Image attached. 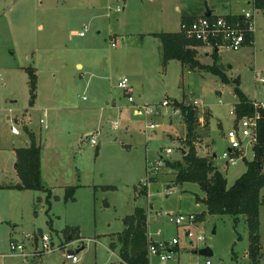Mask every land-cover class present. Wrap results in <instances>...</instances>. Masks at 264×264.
Wrapping results in <instances>:
<instances>
[{
	"label": "rangeland",
	"instance_id": "1",
	"mask_svg": "<svg viewBox=\"0 0 264 264\" xmlns=\"http://www.w3.org/2000/svg\"><path fill=\"white\" fill-rule=\"evenodd\" d=\"M245 2L124 0L125 9L117 12L115 0H0V264H74L66 259L69 251L77 254V264H119L120 248L111 249L110 244L117 243L125 218L134 215L136 207H143L147 214L148 232L155 233L159 227L167 238H180L178 258L165 264H264V189L263 250L258 262L249 257V231L243 218L235 225L230 214L206 215L193 229L205 242L193 246L185 240L184 230L169 225L168 213L198 216L205 212L195 198L205 196L200 188L192 183L176 185L166 164L153 177L156 181L150 178L151 165L161 158L181 160L182 150H188L186 125L181 112L172 107L173 100L203 103L196 130L197 154L212 157L229 186L243 176L246 161H253V148L245 150L247 160L236 166L223 161L228 148L225 134L236 123L234 86L178 61L164 65L159 39L135 38L179 32L181 19L196 21L207 6L217 15L253 10ZM261 4L253 11L252 46L239 52H219L207 45L196 50L202 65L217 63L231 81H240L243 92L256 103L264 102V83L259 81L264 80ZM86 27L85 36L80 37L78 33ZM28 68L38 76L33 105ZM120 77L129 80L133 104L130 95L116 86ZM164 101L169 107L161 106ZM136 107L140 115L134 114ZM144 107L157 114L148 116ZM15 120L20 136L11 133ZM111 122L119 125L117 130ZM25 126L35 133L37 142L47 145L44 159L57 161L63 171L52 176L49 193L7 188L15 180L11 172L16 158L11 150L29 143ZM88 136L95 137L98 145L87 142ZM168 149L173 150L171 155L166 154ZM82 184L87 187L79 188L74 200L65 198V187ZM168 191L172 196L166 195ZM42 235H49L54 246L36 257ZM13 241L24 246L23 251H11ZM204 248H211L213 255L205 258L193 253Z\"/></svg>",
	"mask_w": 264,
	"mask_h": 264
},
{
	"label": "trees",
	"instance_id": "2",
	"mask_svg": "<svg viewBox=\"0 0 264 264\" xmlns=\"http://www.w3.org/2000/svg\"><path fill=\"white\" fill-rule=\"evenodd\" d=\"M261 3L263 2H258V8H262ZM192 22L190 18L185 17L182 19L183 27L180 32L152 34L161 41L163 63L167 65L169 61L174 60L192 71L206 70L218 76L224 84L234 86V96L237 98L235 121L243 117H253L257 121L258 141L254 147L255 158L253 161L244 160L247 167L245 173L233 186H229L226 176L215 167L213 158H203L197 154L195 139L197 125H199V109L191 103L185 104L173 100L172 107L176 111L180 110L186 125L185 141L188 150H183L185 154H182L181 160L163 158L162 160L166 167L174 173L176 185L196 184L205 195L195 197L198 204L205 206L204 214L198 215L200 222L204 221L206 215L225 216L226 214L234 217L235 225L240 218L246 221L250 246L248 254L255 263L259 261L263 250L260 238V207L262 204L261 190L264 189V108H255L241 89L240 81H231L217 63L205 66L199 62L196 49L203 45L189 38L184 30V26ZM253 42L254 37L248 38L245 46H252ZM214 55L215 62H217L218 55L217 53ZM26 72L29 75L31 105H33L38 97V76L32 68H28ZM28 136L30 146L16 150L15 170L21 184L8 187V189L49 193L50 189L45 188L41 176L42 146L37 144L35 134L30 130H28ZM153 177L150 176L151 180L156 181ZM76 190L77 187L67 188L65 198L74 200ZM133 214L125 218V229L117 235V243L110 244V248L115 249L119 246V264H150L147 214L143 207H136ZM173 251L178 253V246L173 247Z\"/></svg>",
	"mask_w": 264,
	"mask_h": 264
},
{
	"label": "built area",
	"instance_id": "3",
	"mask_svg": "<svg viewBox=\"0 0 264 264\" xmlns=\"http://www.w3.org/2000/svg\"><path fill=\"white\" fill-rule=\"evenodd\" d=\"M117 5L115 10L121 12L124 10L123 2L124 0H115ZM262 0H250V5L253 10H242L236 15H203L200 19L193 21L191 24L184 26V30L188 37L200 42L202 45H207L212 50L215 51H231L239 52L243 47H245L248 38L254 37L255 35V15L253 11L257 9V4ZM88 27L85 28L83 32L78 33L80 37H84ZM252 43V42H251ZM117 42H111V46L114 48ZM259 81L264 83L263 79L259 78ZM117 88L123 90L126 94H130L129 102L133 104V99L131 97L132 89L129 86V80L127 78H120L117 82ZM192 105L196 106L198 109L203 107V103L193 102ZM255 108H264L263 103L252 102ZM170 103L164 101L161 106L169 107ZM143 111L148 116L156 115L153 110L149 107H144ZM176 111V110H175ZM180 111V110H177ZM137 113L140 115L141 109H137ZM232 113L235 116L236 110L232 109ZM235 126L225 134V140L228 142V148L224 151L222 158L227 166H236L238 163L247 159L245 150L247 148H253V157L255 156L254 147L257 144V121L253 117H243L241 120L235 121ZM44 121H41L43 124ZM114 129L117 130L119 125L113 124ZM12 134L15 136L21 135L20 130L15 124L11 126ZM88 142L97 146L96 138L93 136L87 137ZM172 149L166 151L167 155H171ZM255 158V157H254ZM164 161L159 160L150 167V176H155L158 170L164 166ZM153 174V175H152ZM166 195L172 196L171 192H167ZM160 213H158L159 215ZM169 225L176 228H181L184 230L185 240L187 242H192L193 246L195 243H204L205 237L200 234H195L193 229L197 228L200 224L197 214H166ZM165 231L161 228H156L155 233L148 232V249L150 264L152 259H157L156 264H165L168 260L175 257V252L173 247L180 245V238L175 236L173 238H167L164 236ZM50 236L42 235V247L41 250L36 249L34 253H38L36 257H41V253H49L54 245L50 244ZM11 251H23L24 246H21L17 242L13 241L10 247ZM173 251V252H172ZM24 255V252H23ZM25 256V255H24ZM66 259L72 261V263H79L78 256L73 252L66 253ZM264 259V257H263ZM206 264H211L210 261Z\"/></svg>",
	"mask_w": 264,
	"mask_h": 264
},
{
	"label": "crops",
	"instance_id": "4",
	"mask_svg": "<svg viewBox=\"0 0 264 264\" xmlns=\"http://www.w3.org/2000/svg\"><path fill=\"white\" fill-rule=\"evenodd\" d=\"M246 2H245V4L248 6H251L250 5V0H245ZM262 2H264V0H262ZM252 7V6H251ZM124 9H125V7H124ZM257 9H258V7H257ZM256 9V10H257ZM244 10V9H243ZM204 15H206L207 13H210V14H212V15H217V14H213V11L207 6L206 7V9L204 10ZM239 13V12H238ZM238 13H234V12H226V13H223V14H220V15H236V14H238ZM220 15H217V16H220ZM181 24H182V19H181ZM181 30H182V25H181ZM180 30V31H181ZM179 31V32H180ZM162 33H165V32H162ZM152 34H160V33H150V34H147L146 36L145 35H142V36H137V35H135L136 37L135 38H137V40H144L143 38H148L147 36L149 35H151L152 37H154V35H152ZM156 38V37H155ZM154 39V38H153ZM158 39V38H157ZM253 45V44H252ZM246 47V46H245ZM244 48V47H243ZM197 50V49H196ZM80 66V65H79ZM81 67V66H80ZM121 78V77H120ZM119 78V79H120ZM118 79V80H119ZM132 89V88H131ZM131 93H132V91H131ZM130 95V94H129ZM128 96V95H127ZM141 99H142V97H141ZM235 108V107H234ZM137 109H138V107H136L135 109H134V114L135 115H139L138 113H137ZM45 117H47V111H45ZM110 119H111V117H109ZM8 121L9 120H11V117H8V119H7ZM41 121H44V120H41ZM19 121H17V120H15V122L13 123V124H15V123H18ZM113 122H111V124H112ZM12 124V125H13ZM43 124H45V121H44V123ZM42 124V125H43ZM113 124H115V123H113ZM11 125V126H12ZM16 125V124H15ZM11 126H10V128H11ZM26 127V126H25ZM26 128H28V127H26ZM28 130H29V128H28ZM31 131V130H30ZM32 132V131H31ZM11 133H12V131H11ZM34 133V132H33ZM35 134V133H34ZM13 135V134H12ZM13 136H15V135H13ZM20 136V135H19ZM35 137H36V135H35ZM89 137V136H88ZM36 141H38V139H37V137H36ZM87 142H88V139H87ZM37 144L38 145H40V146H42V153H41V176H42V181H43V183H44V185H45V188H49V187H47V185H52L53 186V183H51L52 182V179H53V175H56V174H58L59 173V171H60V173H63V171L59 168V165H58V162L57 161H55L56 163H52V162H48L47 160H45L44 159V153L45 152H48V147H47V145L45 146V145H42V140L41 141H39V142H37ZM30 146V140H29V143H28V145H27V147H25V148H28ZM19 149H22V148H19ZM16 150H17V148L16 147H14L12 150H11V155H12V157H14V158H16ZM51 163V164H50ZM55 165V167L56 168H52V166L51 165ZM13 168H14V166H13ZM75 172H77V169L76 170H74ZM74 171H73V173H74ZM16 172V170H13L12 172H11V176H13V178H15V180H13V183H11V185H9L8 187H11V186H16V185H20L21 184V181H20V179L18 178V176H17V174L15 173ZM14 173V174H13ZM169 173H171L170 171H169ZM7 187V188H8ZM69 187H77V190L79 189V188H82V187H87V185H74V186H69ZM69 187H65V189H67V188H69ZM16 190V189H15ZM76 190V191H77ZM19 191V190H18ZM30 191V190H29ZM28 191V192H29ZM76 193V192H75ZM150 219V218H149ZM150 222H149V225L151 226L152 225V221H151V219L149 220ZM153 222H154V220H153ZM149 226V227H150ZM159 228V227H158ZM150 230V229H149ZM119 233H121V232H119ZM118 235V234H117ZM83 242V241H82ZM84 243V242H83ZM178 248H179V246H178ZM180 249V248H179ZM70 252H73V253H75L74 251H70ZM80 251H78L77 253H79ZM76 254V253H75ZM77 255V254H76ZM175 258V257H174ZM151 263L152 264H156L157 263V259H152L151 260Z\"/></svg>",
	"mask_w": 264,
	"mask_h": 264
},
{
	"label": "water",
	"instance_id": "5",
	"mask_svg": "<svg viewBox=\"0 0 264 264\" xmlns=\"http://www.w3.org/2000/svg\"><path fill=\"white\" fill-rule=\"evenodd\" d=\"M209 15H210V13L206 14V16H209ZM182 154H185V151L182 150ZM188 244L191 246L192 242H188ZM193 253L196 254V255H200L202 257H205V258H209V256L213 255V251H212L211 248H204V249H201V250H195ZM177 258H178V256L175 255V259H177Z\"/></svg>",
	"mask_w": 264,
	"mask_h": 264
}]
</instances>
